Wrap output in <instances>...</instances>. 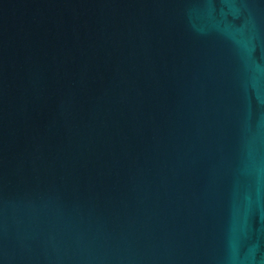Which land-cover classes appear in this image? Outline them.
<instances>
[{"label": "water", "instance_id": "95a60500", "mask_svg": "<svg viewBox=\"0 0 264 264\" xmlns=\"http://www.w3.org/2000/svg\"><path fill=\"white\" fill-rule=\"evenodd\" d=\"M0 264H264V0H0Z\"/></svg>", "mask_w": 264, "mask_h": 264}]
</instances>
